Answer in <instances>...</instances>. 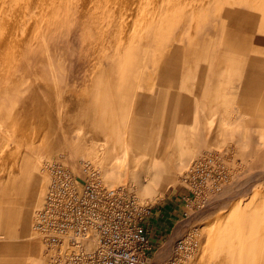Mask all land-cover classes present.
Instances as JSON below:
<instances>
[{"label": "rangeland", "instance_id": "obj_1", "mask_svg": "<svg viewBox=\"0 0 264 264\" xmlns=\"http://www.w3.org/2000/svg\"><path fill=\"white\" fill-rule=\"evenodd\" d=\"M228 1L0 0L2 174L36 155L47 179L49 159L89 162L106 185L177 211L154 235L156 259L187 229L198 239L189 264H264V0ZM208 152L229 180L196 211L181 177ZM37 208L38 259L57 264ZM7 236L0 224V264H38L7 251Z\"/></svg>", "mask_w": 264, "mask_h": 264}, {"label": "built area", "instance_id": "obj_2", "mask_svg": "<svg viewBox=\"0 0 264 264\" xmlns=\"http://www.w3.org/2000/svg\"><path fill=\"white\" fill-rule=\"evenodd\" d=\"M81 166L78 171L63 160L45 161L48 188L34 217L42 242L56 250L62 246L61 264H155L152 237L160 233L150 224L156 209L130 185H106L98 166ZM226 168L214 152L194 159L181 177V201L196 211L207 206L229 180ZM197 248V233L186 229L157 264H189Z\"/></svg>", "mask_w": 264, "mask_h": 264}, {"label": "bare ground", "instance_id": "obj_3", "mask_svg": "<svg viewBox=\"0 0 264 264\" xmlns=\"http://www.w3.org/2000/svg\"><path fill=\"white\" fill-rule=\"evenodd\" d=\"M232 2L228 1V3L231 4V6H232ZM229 4L227 6H230ZM227 8L230 9L231 7L230 8L227 7ZM235 8H237V7H235ZM233 10H234V8L232 9V11ZM244 11H247V10H244ZM235 12H236V10H235ZM239 12H240V10H239ZM227 13H230V12H227ZM231 15L233 17V14H231ZM242 15H244V14H242ZM238 17H239V15H238ZM244 17H247V16H244ZM239 19H240V17H239ZM246 23L249 24L248 22H246ZM157 24H158V21H157ZM154 70H155V68H154ZM151 73H153V72H151ZM153 87H154V85H153ZM130 131L131 132H133V131L138 132V130L136 128H134V127H133V130H132V127H130ZM128 133H129V128H125L123 135L125 134V136H126V135H128ZM140 134H144V133L141 132ZM126 138H127V136H126ZM126 143H127V141H126ZM36 156H35V158L31 157L30 159H27V160L21 158L20 161H18V166L17 165L16 166L13 165L12 162H11L10 164H12V165L9 164L10 166H8L9 167L8 170L5 169L7 171L4 174H2L1 170H3L2 167L8 161L7 162L4 161L5 162V163H3L4 165L0 164V165H3V166H0L1 167V169H0V171H1L0 172V224H4L5 225L7 233L9 235V236H7L5 238L6 243L4 245V247L5 246L8 247L7 251H10L11 249L17 248L18 251L22 250L23 252H26V253H29V254L33 255L35 257V258L33 257L35 259V261L38 264H42L44 262L43 261H39V259H38V242H37V239L36 240L34 239V237H33L34 235L31 236V215H32L33 211H35V209L38 206L42 207L41 204H43V199H44L46 191H47V189H46V191H44L45 189L43 188L44 184L42 183V181H43V178H44V181L46 180V183H47V180L49 181V179H47V176H46V174L44 172H42V176L39 175L40 163L38 162V159L40 157L37 159ZM13 160H16V158L15 159L13 158L12 161ZM15 162H17V160ZM15 162H14V164H16ZM19 162H20V164H19ZM79 163L80 162L77 161L75 158H73V161L69 160V165L73 169L75 168V166H77L76 170H78V171H80V169L82 168V166H81L82 164H79ZM78 164H79V166H78ZM4 167L6 168V165ZM40 171H41V167H40ZM110 176H111V180L112 181H115V182L122 181L120 174H118V175H111L110 174ZM44 187L48 188V185L47 186L45 185ZM43 192H45L44 197H43ZM14 204L16 205V207H13ZM41 207L39 209L37 208L38 210L36 212H38L41 209ZM240 219H241V217H240ZM239 226H240V224H239ZM33 227H34V230H35L36 234L39 236V238L41 240L40 233L37 230L38 226H35V221H33ZM37 235H35V236H37ZM221 235H222V233H221ZM179 236L173 237L172 240L174 241ZM12 242H14V244H11ZM46 247H47V249L55 252L56 255H55L54 259L56 261H58L57 264H61V261L58 259V256L60 255V251L62 249V246L60 245L58 247L60 250L59 249L56 250V249H53V248H49L48 246H46ZM163 253H164V250H162V248H161V250H160V252L158 254L159 256H157V259H155V264L160 263L161 262L160 260L165 259L163 257ZM40 258H41V256H40Z\"/></svg>", "mask_w": 264, "mask_h": 264}, {"label": "crops", "instance_id": "obj_4", "mask_svg": "<svg viewBox=\"0 0 264 264\" xmlns=\"http://www.w3.org/2000/svg\"><path fill=\"white\" fill-rule=\"evenodd\" d=\"M171 210L172 209H170L168 206L163 204L162 207H159L158 209L155 210L154 217L151 219L150 225H152L154 231L157 230L156 232L160 233L159 238H163L164 236H166L164 230H166V227H168V225L171 224L169 222H172V219L178 216L177 211L172 214ZM171 230L172 228H170V231L168 232L169 235L171 234ZM154 238L155 237L153 236L152 242L153 245L156 246L154 242Z\"/></svg>", "mask_w": 264, "mask_h": 264}]
</instances>
